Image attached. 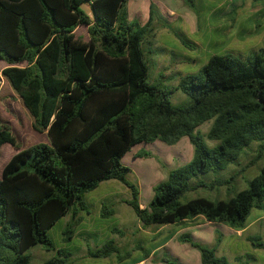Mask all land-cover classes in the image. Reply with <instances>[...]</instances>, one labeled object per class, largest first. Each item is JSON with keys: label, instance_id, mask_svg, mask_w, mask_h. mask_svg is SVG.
<instances>
[{"label": "trees", "instance_id": "1", "mask_svg": "<svg viewBox=\"0 0 264 264\" xmlns=\"http://www.w3.org/2000/svg\"><path fill=\"white\" fill-rule=\"evenodd\" d=\"M124 2L0 0V60L5 63L0 77L31 116V128L45 132L48 140L21 147L0 121V152L5 143L15 151L0 170V264H30L24 251L35 244L55 251L42 264H67L71 253L54 247L47 230L69 213L61 233L62 240H69L89 213L83 194L104 180H117L128 189L129 197L121 201L141 228L178 225L201 216L239 230L251 208L263 207L264 166L227 199L182 197L199 187H227L263 156L264 47L246 60L211 55L197 73L180 78L175 88L187 102L172 105L171 90L147 82L140 43L151 44L152 15L133 28ZM78 25L85 26L86 40L74 34ZM206 121L207 131H196ZM182 136L192 146L191 158L169 169L141 207L138 189L127 179L129 169L120 161L122 154L141 142L172 145ZM252 142L254 154L237 172L224 179L192 181L223 169ZM112 213L110 206H101V217ZM111 232L121 234L116 227ZM176 238L197 249L200 264H247L231 263L186 234ZM246 240L264 248L259 236ZM86 254L114 255L118 264L130 256L112 239L86 249ZM148 255L145 250L140 254L141 259ZM160 260L175 264L167 257Z\"/></svg>", "mask_w": 264, "mask_h": 264}, {"label": "rangeland", "instance_id": "2", "mask_svg": "<svg viewBox=\"0 0 264 264\" xmlns=\"http://www.w3.org/2000/svg\"><path fill=\"white\" fill-rule=\"evenodd\" d=\"M165 4L181 15L182 22L174 19L166 21L161 4L155 0H125L124 9L126 13L129 11L126 18L133 28L139 26L142 15L149 12L153 23L168 25L164 26L166 32L156 35L153 43L142 40L140 47L148 68L147 82L171 90L168 96L172 105L187 102V97L175 88L180 78L197 73L211 55L230 54L246 60L258 48L264 47V0H167ZM74 34L83 40L87 39L84 26H78ZM2 64L0 60V66ZM0 121L10 127L21 147L48 143L45 132L39 133L31 128V116L3 77H0ZM209 124L210 121L203 122L196 127V131L205 133ZM5 145L8 149L5 153L0 152V170L8 159V151L13 150L9 144ZM255 145L252 142L244 147L238 157L223 169L208 171L192 178V181L208 182L229 177L251 158ZM136 153L143 155L138 156ZM191 156L192 146L186 136L172 145L160 140L141 142L124 152L120 161L129 169L127 179L138 189L140 206H145L151 199L153 186L166 178L169 169L187 162ZM263 166L264 154L251 166L238 172L227 187L211 190L199 187L185 193L182 200L196 196L210 200L227 199L245 188L248 180ZM128 197V189L117 180H104L83 194L82 199L89 213L83 216L69 240H62L61 234L69 213L56 220L47 230V235L54 247L71 253L67 264H118L114 255L98 257L86 254V249L92 250L106 239H112L120 251L130 252L123 264H166L160 260L162 257H167L175 264H200L197 249L187 242L179 241L176 238L178 234H186L202 245L213 247L216 255L224 256L231 263L264 264V248L255 247L244 239L245 235H256L264 243V202L262 208H251L248 212L247 226L242 236L235 237L227 231L228 226L221 223L201 230L199 240L194 228H185L197 224V219L178 225L141 228L131 208L121 201ZM102 205L110 206L113 213L101 217ZM258 216L262 219L254 221ZM112 227L119 229L121 234L111 232ZM143 250L149 252L145 259L140 256ZM24 253L28 255L30 264H42L55 255V251L44 250L39 244L29 246Z\"/></svg>", "mask_w": 264, "mask_h": 264}, {"label": "crops", "instance_id": "3", "mask_svg": "<svg viewBox=\"0 0 264 264\" xmlns=\"http://www.w3.org/2000/svg\"><path fill=\"white\" fill-rule=\"evenodd\" d=\"M155 1L161 4V8L164 11V18L166 19V21L168 19H174V20H177L179 23L182 22L181 17H180L181 15L176 14L173 10H171L170 6L165 4V2L167 0H155ZM236 4H237V2H236ZM235 6L233 7V9L235 8ZM84 8H87V5H84ZM132 11H134L135 13L137 12L135 10H132ZM132 11H131V14H132ZM128 12L129 11H127V13H126V17L128 16ZM88 15L90 16V12H88ZM148 17H149L148 13L146 15H142V17L140 18V25H143L144 23H146V21L148 20ZM155 25H157V24H155V23H153V21H151V26L153 28V37L150 39L151 43H153V39L155 38L156 35H159L160 33H165L167 29L164 26H168L165 23H163V25L162 24L161 25L159 24L157 26H155ZM78 26H80V25H78ZM78 26H76L74 28V30ZM81 26H83V25H81ZM4 66H5V63L3 62V64L0 66V69L3 68ZM7 149L8 148L5 147L3 152L5 153ZM14 152H15L14 149L13 150L10 149V151H8V153H9L8 154L9 155L8 158ZM194 219L199 220V222L197 224H194V225H191V226H185V228H187V229L194 228L195 236L198 237L199 240H201V236L199 235V232H201V230H203L205 228H209V226H214L215 224H217V225L221 224V223L205 221L201 216L194 217V218H192L190 220L192 221ZM261 219H262V217L258 216V217L255 218L254 221H259ZM190 220H187V221H190ZM246 226H247V224L242 229H239V230H235V229H232V228L228 227L227 231L230 232L231 234H234L235 237H239V236H242L243 232L245 231ZM197 231H198V233H197ZM247 236H249V235H245L244 239H246Z\"/></svg>", "mask_w": 264, "mask_h": 264}]
</instances>
